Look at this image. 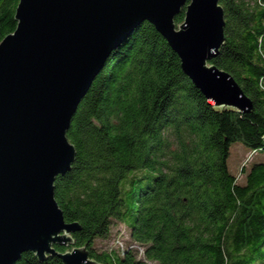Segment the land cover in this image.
Here are the masks:
<instances>
[{
	"label": "trees",
	"instance_id": "obj_1",
	"mask_svg": "<svg viewBox=\"0 0 264 264\" xmlns=\"http://www.w3.org/2000/svg\"><path fill=\"white\" fill-rule=\"evenodd\" d=\"M17 3L0 0V41L15 29ZM220 5L224 44L210 63L233 77L251 111L216 109L154 26L135 28L67 131L75 156L54 198L79 230L57 251L86 246L97 264H264V161L250 159L238 174L228 165L234 143L250 156L264 151V0ZM118 225L125 245H101ZM16 264L62 263L25 253Z\"/></svg>",
	"mask_w": 264,
	"mask_h": 264
},
{
	"label": "water",
	"instance_id": "obj_2",
	"mask_svg": "<svg viewBox=\"0 0 264 264\" xmlns=\"http://www.w3.org/2000/svg\"><path fill=\"white\" fill-rule=\"evenodd\" d=\"M221 0H18L15 29L0 41V264H97L73 244L54 183L74 161L66 134L114 49L144 22L176 53L182 73L219 110L251 111L226 71L210 63L224 44ZM184 10L183 21L175 17Z\"/></svg>",
	"mask_w": 264,
	"mask_h": 264
},
{
	"label": "rangeland",
	"instance_id": "obj_3",
	"mask_svg": "<svg viewBox=\"0 0 264 264\" xmlns=\"http://www.w3.org/2000/svg\"><path fill=\"white\" fill-rule=\"evenodd\" d=\"M254 162L264 161V151L257 152L255 155L250 156L249 150L239 143H234L230 148V156L228 159V165L230 170L238 174L242 164H249V160ZM243 175L240 173L238 180L242 181ZM117 240H120L123 245L128 241L127 232L124 226L118 225L112 229L111 236L105 242H102L101 245L106 247L117 248L119 245L116 243Z\"/></svg>",
	"mask_w": 264,
	"mask_h": 264
}]
</instances>
